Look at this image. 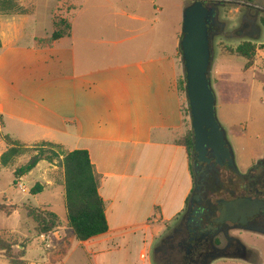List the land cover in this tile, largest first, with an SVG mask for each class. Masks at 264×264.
I'll list each match as a JSON object with an SVG mask.
<instances>
[{
	"label": "crops",
	"instance_id": "obj_1",
	"mask_svg": "<svg viewBox=\"0 0 264 264\" xmlns=\"http://www.w3.org/2000/svg\"><path fill=\"white\" fill-rule=\"evenodd\" d=\"M127 1L90 0L88 7L78 6L64 18L71 21L70 36L52 46L39 45L36 39L52 34L41 36L36 30L23 42L31 14L0 16V172L14 175L13 168L1 164L6 136L27 146L49 142L65 152L87 151L100 176L109 231L86 242L76 239L78 246L93 262L105 264L107 255L131 251L139 243L134 264H152L155 238L183 213L194 187L189 153L177 140L186 132L182 32L160 18L164 8L157 0H147L154 5L148 15L130 9ZM176 6L182 25L183 2ZM27 176L14 182L23 192L27 188L21 181ZM24 204L6 198L0 205ZM35 208L61 220L51 244L67 240L42 264H56V259L65 264L74 235L66 205L64 219L51 205ZM20 209L25 210L0 217H14ZM260 240L264 243V236ZM0 264H9L2 253ZM214 264H264V259L260 253L258 262L222 259Z\"/></svg>",
	"mask_w": 264,
	"mask_h": 264
},
{
	"label": "rangeland",
	"instance_id": "obj_2",
	"mask_svg": "<svg viewBox=\"0 0 264 264\" xmlns=\"http://www.w3.org/2000/svg\"><path fill=\"white\" fill-rule=\"evenodd\" d=\"M16 1L22 9L27 10L32 15V18L24 27V33L27 35L23 42L28 43L29 33H33L36 30L41 36H50L55 30L54 20L69 17L72 11L80 5H87L88 7L90 0ZM91 1L94 2L96 0ZM157 1L164 8V13L161 14L160 18L170 26L176 24V28L183 32V20L182 25H180V12L176 5L179 7L181 2H183L184 9H186L195 0H166L165 3L162 0ZM221 1L227 2V6L220 10V18L228 24V28L223 36L215 38L213 42L214 62L211 78L217 90L216 94L219 96L217 110L219 121L227 132L229 142L234 149L241 170L245 171L251 165L253 159L264 152V0ZM240 1L256 3L260 7L261 11L258 19V26L261 29L260 37L258 35L248 37L246 31L243 35L235 32L234 29L240 25L245 13V10L237 5ZM142 2L143 4L140 3V0H128L126 6L130 9H142L146 15L152 13L154 5L147 0ZM123 4L121 3V6ZM39 39H45V37ZM245 42H251L256 46L254 67L247 71L245 70L248 62L246 58L229 54L231 50H235ZM185 87L186 84L184 85L182 82L181 94L185 112L186 132L178 137V141H182L189 133L193 132L191 117L188 113V100L186 92H184ZM5 146V143H2L1 148ZM33 155L34 153L31 151L28 155L20 157L17 165H25ZM14 182L15 177L9 170L0 172V204H4L6 198H8L18 205L24 203L32 207L51 205L55 212L64 219V171L58 162L54 164H50L47 161L41 162L32 174L24 178L21 184L27 188V192H23L20 189V184L15 186ZM38 183L42 184L45 190L43 193L34 196L31 194V190ZM178 220L179 217L168 224L164 231L155 238L150 253L152 264H157L154 260L153 249L163 237L172 231ZM34 227L36 229V224L34 225L26 210L20 209L19 213L14 217L7 218L4 215L0 217V231H8L3 235L6 240L11 243L14 241L27 242L28 240L25 260L29 264L46 263L47 257L53 251H58L62 246L61 244L67 241L66 239H61L59 244H54L55 242L51 244L50 242V238L54 237L55 232L59 231L63 226L60 225L56 230L46 235L45 239L39 237L41 235L36 230L34 231ZM10 230H13L12 232L18 236V240L16 236L9 232ZM72 237L63 257L66 260L65 264H94V262L103 264L95 259L93 262L91 255L83 252L81 247L78 246L79 242L75 236L73 235ZM261 237L263 236L250 233L243 235L244 241L250 247L262 253L264 259V243L260 240ZM14 249L18 252V248L15 247ZM139 252L140 244L138 243L137 246L132 247L131 251L115 252L107 255L106 259L100 260L104 261L105 264H134L138 261ZM258 258L259 256H256L254 261L258 262ZM52 260L54 262V257ZM59 260L56 259L55 263L59 264Z\"/></svg>",
	"mask_w": 264,
	"mask_h": 264
},
{
	"label": "flooded vegetation",
	"instance_id": "obj_3",
	"mask_svg": "<svg viewBox=\"0 0 264 264\" xmlns=\"http://www.w3.org/2000/svg\"><path fill=\"white\" fill-rule=\"evenodd\" d=\"M202 1L217 13L209 21L213 43L227 31L228 24L220 18V10L227 2ZM237 5L245 13L235 32L243 35L246 31L248 37L257 36L260 7L248 1H240ZM225 147L230 151L233 148L232 145ZM234 155L217 156L207 148L204 158L199 159L193 149L190 157L193 191L172 231L153 249L157 264H214L235 257L253 261L259 256L260 252L250 247L243 235L264 236V152L257 155L245 171L241 170L235 152ZM233 160L235 166H231ZM242 199L256 203L259 208L250 210L246 204L234 209L233 213L227 211L226 206ZM223 211L226 219L222 218Z\"/></svg>",
	"mask_w": 264,
	"mask_h": 264
},
{
	"label": "trees",
	"instance_id": "obj_4",
	"mask_svg": "<svg viewBox=\"0 0 264 264\" xmlns=\"http://www.w3.org/2000/svg\"><path fill=\"white\" fill-rule=\"evenodd\" d=\"M27 10L22 9L16 0H0V16L28 15ZM264 24V19H263ZM55 30L53 34L45 39H36L41 46H52L57 40L68 37L72 31V24L69 19L54 20ZM183 36V34H182ZM181 36V39H182ZM182 55V50L180 47ZM230 55L244 57L248 60L245 70L254 67L256 46L251 42H245L235 50L229 52ZM184 85L186 80L183 81ZM186 92V87L184 88ZM190 115V109L188 107ZM194 134L189 133L178 144L185 147L191 157L194 149ZM8 150L1 156V164L6 168L14 169L15 182L29 175L37 168L39 163L47 161L50 164L58 162L64 171V200L67 210L68 224L73 230L79 242H86L92 238L106 234L109 231L107 220V205L99 193L100 176L96 172L89 153L85 150L65 152L59 145L42 142L33 146L24 145L18 141H13L9 137H4ZM33 151L34 155L28 163L23 166H16L20 157L28 155ZM44 191V186L36 184L32 190V195H39ZM25 209L29 218L36 224V231L41 236H46L62 225L60 218L49 210H43L24 204L22 207L14 205H0V214L12 215L17 209ZM27 242H9L0 235V253H2L9 264H27L25 260ZM15 246H20L18 252Z\"/></svg>",
	"mask_w": 264,
	"mask_h": 264
},
{
	"label": "water",
	"instance_id": "obj_5",
	"mask_svg": "<svg viewBox=\"0 0 264 264\" xmlns=\"http://www.w3.org/2000/svg\"><path fill=\"white\" fill-rule=\"evenodd\" d=\"M215 15H217L216 11L205 6L202 0H195L186 7L183 14V36L180 47L194 134V151L199 159L204 158L207 148H211L217 156L223 155L228 158L233 154L235 157L233 148L230 151L225 147L231 144L218 118L217 95L211 78L214 49L209 32V21ZM258 36H261L259 26ZM233 163L234 160L231 161V166H235ZM246 204L249 205L247 208L250 210L259 208L256 203L242 199L226 206L227 211L233 213L234 209ZM222 218H227L225 211ZM234 259L248 261L242 257Z\"/></svg>",
	"mask_w": 264,
	"mask_h": 264
}]
</instances>
